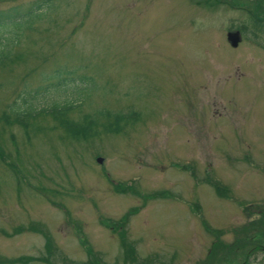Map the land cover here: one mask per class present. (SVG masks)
Returning <instances> with one entry per match:
<instances>
[{
  "label": "rangeland",
  "instance_id": "1",
  "mask_svg": "<svg viewBox=\"0 0 264 264\" xmlns=\"http://www.w3.org/2000/svg\"><path fill=\"white\" fill-rule=\"evenodd\" d=\"M42 1L52 11L0 63V113L22 89L87 76L67 120L136 116L114 132L97 117L80 141L50 117L27 135L3 125L15 171L0 160V264H85L86 246L99 264L131 253L141 264H264L250 251L264 245V0H0V10ZM127 211L125 252L121 225L100 219Z\"/></svg>",
  "mask_w": 264,
  "mask_h": 264
},
{
  "label": "trees",
  "instance_id": "2",
  "mask_svg": "<svg viewBox=\"0 0 264 264\" xmlns=\"http://www.w3.org/2000/svg\"><path fill=\"white\" fill-rule=\"evenodd\" d=\"M216 4L219 3H225L227 0H212ZM232 8L236 7L232 4L230 6ZM240 7V6H237ZM243 7V6H242ZM238 9V8H237ZM245 13L248 14L249 20L251 21V24H256L258 21L256 20V16L254 15L253 11L248 10L247 8H244ZM52 11V8H49L48 4L44 1L38 2V3H31L29 6L19 9V7H9L5 10H0V31L3 30L4 32L0 33V63L4 60H9L10 57V51L11 47L15 46L17 44V41L19 40L21 33L23 30H28L29 25H32L33 22H38L42 19V17L45 15V13ZM242 30H239L241 33ZM56 80L51 81L50 83L46 84L45 86H38V88H35L34 90H28V89H22L20 92L16 95V97L9 103L6 107L7 110H4L0 113V134H1V128L3 125L9 126L11 124L19 126L24 132L25 135H27L28 128L31 125L32 120L38 118V117H50L53 122L60 128L64 130L73 140L80 141L81 139H85L86 135L88 133H93L91 130V125H95L97 120V117L103 118L106 123L109 124L108 127L105 128L106 132L109 131H117L120 130V124L126 123L128 121H132L135 119L136 114L133 112H109L107 110H101L97 112L96 117L94 118L92 115L85 114L80 122L78 121H70L66 119V116L69 114L77 111V98L80 95V92L82 91V88L84 87L85 83L88 81H92L87 76H80L78 79H76L74 76H67L59 78L58 76L55 78ZM67 90L70 91L72 94V97L70 99L62 100L59 102V100L55 98H51L49 105L45 106H38L40 103L38 100L42 96H60L65 93ZM54 100V101H53ZM102 115V117H101ZM40 129V130H39ZM41 131V128H31V132H39ZM93 136V135H92ZM0 160L4 162L7 166L10 168H13V164L6 161V157L3 153V148L0 146ZM15 171V169H14ZM16 173V172H15ZM17 175V174H16ZM19 175V173H18ZM17 175V179L18 176ZM118 183V182H116ZM121 184V183H119ZM114 185V189L118 192H121L122 188L125 189L127 185L121 184ZM34 189H43V188H37L34 187ZM118 189V190H117ZM122 193V192H121ZM146 196V195H145ZM257 213H261L258 218L264 219V208L261 210L259 207L255 209ZM128 214V211L124 213L119 219L113 220L108 218L100 219L101 224H103L104 227H106L109 230H116L117 224H120L119 226V236L121 238L122 243V251L125 250L127 252L128 245L124 241V230H123V222L126 219V215ZM112 226V227H110ZM116 228V229H115ZM122 228V229H121ZM20 227H16L14 229L15 231H18ZM42 235L45 237V243L44 247H48L49 241H51L49 238V235L45 233V231L39 230ZM47 240V241H46ZM84 240V238L81 236V241ZM218 240V239H217ZM220 240V239H219ZM218 240V241H219ZM220 244L223 246V242L220 240ZM218 243V242H217ZM219 245V243H218ZM253 250H259L264 251V246L262 243L253 245V247L250 249V251ZM85 251L87 254H89L91 257L86 260L85 264H99V257L91 253L90 247L86 246ZM48 254H50L49 250H46ZM132 256H130L126 261L122 262V264H141L144 260H138L134 253H131ZM5 258L0 259V262H6L4 260ZM20 260V259H19ZM244 260L234 262L233 264H244ZM18 260L11 259L10 262L13 264L17 262ZM19 262V261H18Z\"/></svg>",
  "mask_w": 264,
  "mask_h": 264
},
{
  "label": "water",
  "instance_id": "3",
  "mask_svg": "<svg viewBox=\"0 0 264 264\" xmlns=\"http://www.w3.org/2000/svg\"><path fill=\"white\" fill-rule=\"evenodd\" d=\"M226 39L229 42L230 46L236 47L237 43L240 40V35L237 30L228 31L226 33ZM97 162H101V158L96 159Z\"/></svg>",
  "mask_w": 264,
  "mask_h": 264
}]
</instances>
